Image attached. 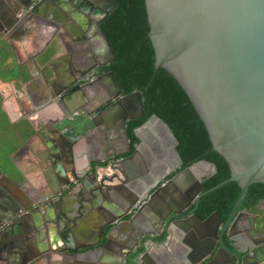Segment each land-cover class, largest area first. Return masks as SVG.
Masks as SVG:
<instances>
[{"label": "water", "instance_id": "obj_1", "mask_svg": "<svg viewBox=\"0 0 264 264\" xmlns=\"http://www.w3.org/2000/svg\"><path fill=\"white\" fill-rule=\"evenodd\" d=\"M13 1L21 12L28 11L27 13L33 17L40 14L41 9H44V13L57 14L73 7L81 9L85 3L87 8L89 7L88 11H91L93 4H96V11H91L95 15L93 27L103 43L106 55L110 60L114 59L111 48L98 26V23L115 9L114 2L110 0H49L40 8L42 4L38 5L39 2L30 7L29 2L24 4L21 0ZM143 5L148 26L147 38L154 57V72L163 69L177 82L205 129L211 151L216 152L224 160L229 170L227 180L203 191L200 181L193 176L191 169L197 163L203 162L211 166L213 173L214 166L199 160L188 167L181 168V159L173 150L176 168L164 175V177L169 176L165 184L158 187L150 186L148 191H150L151 199L167 196L178 184L188 188V191L195 187L197 194L194 198L189 195L179 207L170 205L166 213L159 215L156 224L158 228L165 224L170 228L180 222L186 225L195 224L204 229L205 239L199 237L201 242L199 241L197 247L202 250L200 256L210 257L206 264H264V242L258 241L252 248L246 250L235 249L234 246L231 249L224 244V238L232 240L234 232L231 229L236 226L239 218L247 215L245 212L238 211V207L248 187L255 183L264 184V0H143ZM105 63L91 65L84 75L105 66ZM89 80L81 76L76 82L87 91L95 83L103 84L105 81L110 85L111 95L104 99L95 111L90 113L84 110L83 122L90 124L91 117L96 115L98 118L95 119L98 123L109 121L114 126H118L126 143V151H129L125 124L127 121L143 118L141 94L132 92L124 95L109 72ZM81 81L84 83L82 84ZM151 119L164 127L176 145L168 127L155 116H150L133 130L135 137L140 139L138 137L140 131ZM92 120L94 121V118ZM26 122L28 123L27 120ZM87 129L92 127L89 126ZM22 130L23 128H18L17 136L21 135ZM77 132H72L74 135L69 138L71 144H76L82 139L86 130L79 132V136ZM139 149L140 141L134 147L133 153L127 157L115 159L116 154L112 153L105 155L104 159L95 160V165L87 163L86 171L72 173L74 179L67 184L66 188L70 190L69 185L77 183L82 191L87 190L90 195L92 192L98 194L106 192V186L102 183L104 179L98 177L97 170L105 169L110 172L111 178L116 179L117 173L121 175L119 164L136 158ZM10 175V173L0 172V181L10 183ZM84 181H90L93 184L86 187L85 183L83 184ZM228 182H236L240 194L226 220L222 221L217 212L211 213L203 220L198 219L193 214L198 199ZM63 191L56 190L49 196L54 200L44 205L53 212V215L57 213V217L61 214L56 212L54 202L62 200ZM146 196L147 191L141 196L142 204H139L140 200L134 199L131 206H127L116 216V220H121L126 213H133L132 220L136 215L142 214L143 209L150 205L147 200L145 201ZM190 203H193V208L186 215L181 216ZM0 204L3 205L0 209L8 213V218L3 222L7 225L5 228L22 222L25 216L29 217V214H24L27 211L24 206L14 207L5 203L4 200H0ZM75 213L79 214V209H76ZM104 229L105 227L96 236L95 244L100 242L102 236L105 238L101 247L107 243L112 227L103 234ZM156 234L154 228L146 230L136 242L140 244L139 250L131 249L125 255V264H142L147 257L144 243L150 241L152 244L160 245L165 243L170 235L167 231L164 238L157 242ZM30 253L24 252L19 255L24 259L21 264H29L35 260V250L30 248ZM219 255L228 261L219 262Z\"/></svg>", "mask_w": 264, "mask_h": 264}, {"label": "crops", "instance_id": "obj_2", "mask_svg": "<svg viewBox=\"0 0 264 264\" xmlns=\"http://www.w3.org/2000/svg\"><path fill=\"white\" fill-rule=\"evenodd\" d=\"M7 12L4 10V5L0 4V14L10 16ZM40 15L34 17L29 15L26 20L29 23L35 18L39 19L40 23H37L39 25L35 27V24L30 22L26 29L22 28L14 32L11 39L6 38L9 28L2 26L3 22L0 17V46L5 47L4 55L0 54V88L4 90L3 87H6L10 91L11 89L18 90L22 101L21 105L12 109V115L7 114V117L4 115L5 123L14 130L13 145L16 150L12 160L18 173L16 171L15 177L12 174L9 176L10 183L2 182L0 200L14 207L24 206L28 210L32 208L24 213L29 214L30 217L0 232V245L12 252L5 264L23 263V258L19 255L24 252L30 253V248L36 250L38 254L29 264H125V255L129 250L140 248V244H136L138 238L146 230L153 228L157 233L155 236L157 241H161L167 231L170 235L166 242L160 245L152 244L150 241L144 243L147 257L142 264H206L210 257L200 256L202 250L197 247L199 237L205 239L204 229L195 224L186 225L180 222L170 228L166 224L158 228L156 224L159 215L166 213L170 205H179L182 199L187 200L189 191L186 187L178 184L170 190L167 196L151 199L150 191H148L149 180L146 183L148 185H144L143 192L147 191L145 198L150 205L143 209L142 214L136 215L135 213L134 220L131 216L133 213H126L121 220H116V216L122 213L127 206H131L134 199H141L140 193L131 188L129 181L137 174L149 177L151 164L161 163L167 151V154L173 156L174 143L159 122L151 119L142 128L138 135L141 147L138 156L119 164L121 175L117 173L116 179L111 178L110 172L105 169L97 170L98 177L104 179L102 183L106 186V192L102 194L92 192L90 195L87 190L82 191L79 185L71 192L66 188L67 184L74 179L73 172L86 171L87 163L94 165L95 160L104 159L105 155L114 153L118 156L127 152L126 143L122 139L119 127L109 121L97 122L96 127L92 129L85 128V125L81 126L79 129L86 130V132L76 144H71L69 142L71 135L65 134L74 132L72 127L56 128L57 130L50 127L43 131L42 116L50 118L52 126L60 119H71L72 115L76 114L74 113L76 108L72 105L88 103L91 97L88 91L82 95L77 93L70 95L69 101L66 100L64 103L65 107L49 106L50 108L39 117L43 120L42 122L38 117L35 123L31 120L32 114L29 116L28 113L39 106V102L33 103L30 100V98L40 99L38 93L40 86H36L39 83L37 79L41 75L43 81L49 80V74L44 73L43 67L50 52H44L46 36L54 29L52 19H49L46 13ZM2 35L4 38H1ZM36 55L40 58L39 62L33 60ZM8 72L11 73L8 74ZM38 108H41V105ZM20 114L26 117L22 120ZM27 118L29 124L24 121ZM92 118L98 117L93 115L91 120ZM100 119H102L101 116ZM18 128H23L20 136H17ZM141 132L146 135L143 139ZM165 136L170 139L167 149L163 142ZM191 171L197 180H201L212 173V168L206 163L199 162L192 167ZM162 176L157 178L162 180ZM152 182L150 186L154 184ZM84 183L86 187L93 184L90 181H84ZM58 189L65 192L62 194L61 201L54 202L56 212L61 214L59 217L56 216L57 213L53 215V212L44 206L50 201L42 203L44 194L51 196ZM0 206L3 205L0 204ZM34 208L38 211H34ZM76 209H79V214L75 213ZM257 209L259 217L247 228L249 236L255 239V243L264 242V222L262 221L264 201L257 205ZM238 224L239 232L234 237L237 245L242 241L241 234L245 230L244 222L241 221ZM103 227H105L103 234L108 228L112 227V229L109 232L107 243L101 247L105 242L103 236L98 244L95 243L96 236ZM232 242L224 238L225 245L230 246L231 249H233V245H230ZM248 244L252 246L250 241ZM3 257L5 255L1 256ZM221 258L223 256L219 255L218 259Z\"/></svg>", "mask_w": 264, "mask_h": 264}, {"label": "trees", "instance_id": "obj_3", "mask_svg": "<svg viewBox=\"0 0 264 264\" xmlns=\"http://www.w3.org/2000/svg\"><path fill=\"white\" fill-rule=\"evenodd\" d=\"M110 1L116 4L115 9L98 24L114 55L113 61L104 69L111 73L124 95L132 92L141 94L143 110L142 119L127 121L125 124L129 151L124 156L131 155L138 143L133 130L150 116H155L168 127L174 137V151L181 159V168L199 160L214 166L215 171L200 180L203 191L227 180L228 167L216 152L211 151L205 129L183 90L165 70L154 72V57L147 38L143 0ZM3 147L15 149L12 135L0 141V164L8 157V151ZM239 194L236 182L225 183L198 199L194 215L203 220L217 212L220 219L225 221ZM259 201H264V184H251L238 211L258 214Z\"/></svg>", "mask_w": 264, "mask_h": 264}, {"label": "flooded vegetation", "instance_id": "obj_4", "mask_svg": "<svg viewBox=\"0 0 264 264\" xmlns=\"http://www.w3.org/2000/svg\"><path fill=\"white\" fill-rule=\"evenodd\" d=\"M21 1L24 4L29 2L30 7H32L34 4H36V2H39L38 5L42 4L40 6V8H41L43 6V3H48L49 0H21ZM0 4L4 5V10L5 11L7 10L8 11L7 13L10 15V16H7L6 14H3V13L0 14L1 21L3 22L2 26H8V28H9V30H8L9 33H8V35H6V38L11 39L14 32H18L22 28L26 29L30 22H31V24H35V27L37 25H39L37 23H40V20L39 19L36 20V18L31 20V21L28 20V21H30L29 23L26 22V20L29 16V14L27 13L28 11H26L27 14L24 12H21L19 7L15 4V2L13 0H1ZM95 7H96V4H93V8L91 11L95 12L96 11ZM88 8H87V5L84 3L83 8H81V9L73 7L72 9H69V10L65 9L63 11H60V13H57V14H55L53 12L46 13V16H49L50 17L49 19H52V21H53L52 24L54 26V29L51 32L49 31V34L51 33L50 35L48 34L49 37L46 36L47 42L45 45L46 50L44 52V53L50 52V55L47 56V58L45 60V65L43 67L44 73L46 72V74H49L48 75L49 80L43 81V79L40 75L42 72V70H41L40 74H39L40 76L37 79V80H39V83L36 85L38 87L40 86L38 89V93L40 94L41 100L39 98L38 99L30 98V100L33 103L39 102L38 107H40V105H41V108L35 107L32 109V111H30L28 113L29 116L32 114L30 118L34 123H35L37 117L39 118L40 115L44 114V111H46V109L50 108L49 106L56 107V106L60 105V106L65 107L66 105L64 103L66 102V100H67V102L69 101L70 95H74L75 93L81 94V95L85 94L86 89L84 90L81 88L80 85H77L76 80L78 78H80L81 76H82V78L87 77L90 79L89 81H91V80H94L97 76H99V74L109 72V71H106L104 68L107 65H109L111 63V61H113V60H110L108 55H106V53H105V50L103 48V43L100 40V38L98 37L97 31L94 30V27H93V21H94L95 15H93L91 13V11H88L89 10ZM40 12H41L40 14H43L44 9H41ZM40 14H38V15H40ZM22 16H25V17H22ZM36 31L39 32L41 30H36ZM1 38H4V35H2ZM37 57L38 56L36 55L33 58V60L39 62L40 58H37ZM104 62H106L105 66L100 67V68H96L94 72H91V73L84 75V73L87 72L86 70L89 69V67L91 65H98V64H101ZM81 83L83 84L84 82L81 81ZM3 88L5 89L6 87H3ZM21 91H23L22 88H21ZM87 91L90 92V94H91L90 100H88V103L82 102L79 104H73L72 106H75V108H76L74 111V113H76V114H74V116L72 115L71 119H69V120L68 119H60L55 123L54 126H52L50 124L51 119L46 118L45 115L42 116V118L44 120L43 127H42L43 131L48 130L50 127H54L55 129L56 128L57 129H61V128L65 129L67 126H70L73 128V131H74L73 133H75L79 130V127H81V126L83 127V125H85V128L89 127V126H91L92 128L96 127V124L94 122H98L96 120L97 118L94 119V121L91 120L90 124L84 123L82 120L84 118V117H82V112H84V110H87L88 112L91 113L92 111H94L93 109H96L97 106L104 101V99L108 98L111 95L110 94V91H111L110 85H108L107 82H105V81L103 84L95 83L93 85V87L87 89ZM6 92L7 91L0 88V111L3 112V114L7 117V114L12 115V112H13L12 109L15 106L17 107V105L18 106L21 105L22 101L20 100V95H19L18 90L16 91L14 89H11V91L9 92L10 94H6ZM38 100H40V101H38ZM19 116H20V119H22V120L26 117V115L23 116V114H20ZM26 120L28 121V123H30L28 118L25 119L24 121L26 122ZM43 120L40 119L41 122ZM9 122H10V124H12L11 121H9ZM28 123L26 122V124H28ZM78 125H80V126L76 127V128L73 127V126H78ZM8 127H9V125H8ZM79 132L81 133V129L76 133L78 136L80 135ZM68 135L72 136L74 134H72V132H71ZM121 136H122V134H121ZM144 137H146V135H144L141 132V138L143 139ZM122 139H123V137H122ZM169 141H170V139L168 138V136L167 137L165 136L163 138V142H164L166 149L168 148L167 146L169 145ZM128 146H129V142H128ZM125 148H126V145H125ZM173 150H174V148H173ZM125 153H122V154L116 156L115 159H120V158L126 157V156H124ZM167 153H168V151L164 154V157L162 158L163 161L161 160V163L154 164V165L151 164L152 169L149 170L151 173L149 176L150 178L145 177V175H142V174H137L132 178L131 181H129V182H131V188L133 190L140 193V195L142 196L143 193H146V192H143L144 185H146V183L149 180H150L149 181V187H150V183L153 180L154 181L152 182V184L154 183L153 185H155V187L162 186L163 184H165L167 182V179L169 178V176L164 177V175L167 174L168 172H172L173 169L176 168V162L174 163V159H175L174 155L172 156L171 154H167ZM172 153H173V151H172ZM0 172H5L2 167H0ZM159 176H162L164 178L161 177L162 180H159V178H157ZM156 179H158V180H156ZM126 181L128 182V180H126ZM155 181H157V182H155ZM0 183H1L0 185H2V181H0ZM76 186H78L77 183L76 184L74 183L72 186L70 185L69 186V188H70L69 192H71V190H74L76 188ZM188 193H189V195L192 196V198H194V196L197 194V189L195 187H192ZM43 198H44V200H43L44 202L52 200V198L47 196V194H44ZM145 201H146V199H145ZM142 202H143V200L142 201L140 200L139 204H142ZM184 202H185V200L182 199L181 203H179V205L177 204L175 206L179 207L180 204L182 205ZM258 205H259V203H258ZM192 208H193V203L192 204L190 203L187 210L189 211ZM31 209H29V210L26 209V210L30 211ZM1 211L2 210L0 209V232L2 229L5 228L6 224H3V222H5L6 219L8 218V213L6 214L3 211L2 212ZM34 211H38V209L34 210ZM188 211L183 212L181 214V216H184L185 214H187L186 212H188ZM193 214H194V210H193ZM258 217H259L258 214L247 213V215H242L239 218V220L236 222V226L231 229L234 232V234H233L234 236H233L231 241L234 242L236 240V238H234V237L239 232L238 222H241V221L244 222L245 230H243V232L241 234L242 235L241 236L242 241L239 242V245H237L238 243L236 244V242H234V244L232 242L230 245H233L235 249H241V250H246V249L252 248L253 244L255 243V239H251V236H249V230L247 228H249L250 223L254 224V220H256ZM24 219L26 220L27 216H25ZM141 237L142 236H140L138 239H140ZM249 241L252 243V246H249V244H248ZM157 242H159V241H157ZM137 250H139V249H137ZM8 251H7V249H5L4 247H2L0 245V263L1 264H3V263L5 264L8 262V256H10L9 254L12 253L10 250H8ZM35 252H36V254H38V252L36 250H35ZM2 255L3 256L5 255V257L1 258ZM218 260H219V262L228 261L224 257L221 259H218ZM8 264H10V263H8Z\"/></svg>", "mask_w": 264, "mask_h": 264}, {"label": "rangeland", "instance_id": "obj_5", "mask_svg": "<svg viewBox=\"0 0 264 264\" xmlns=\"http://www.w3.org/2000/svg\"><path fill=\"white\" fill-rule=\"evenodd\" d=\"M1 48V46H0ZM5 51V47L2 45V48L0 49V54L4 55ZM11 72H8V74H10ZM3 75V74H1ZM6 92V94H10L6 88L4 89ZM13 132L14 130L11 129L10 127H8V125L5 123V118H4V114L3 112L0 111V141L2 138L4 137H9L10 135L13 136ZM6 151H8L6 154L8 155V157H5L3 161H1L0 166L4 169V171L8 174H12L13 177H15L16 171L18 173V169L16 168L13 160H12V156L13 153L15 152L16 149L14 150H10V147H3ZM262 221L264 222V214H263V218ZM259 223V222H258Z\"/></svg>", "mask_w": 264, "mask_h": 264}, {"label": "bare ground", "instance_id": "obj_6", "mask_svg": "<svg viewBox=\"0 0 264 264\" xmlns=\"http://www.w3.org/2000/svg\"><path fill=\"white\" fill-rule=\"evenodd\" d=\"M200 181V180H199Z\"/></svg>", "mask_w": 264, "mask_h": 264}]
</instances>
